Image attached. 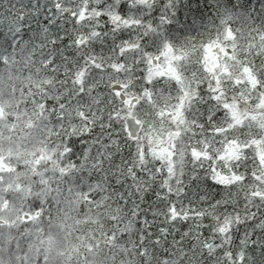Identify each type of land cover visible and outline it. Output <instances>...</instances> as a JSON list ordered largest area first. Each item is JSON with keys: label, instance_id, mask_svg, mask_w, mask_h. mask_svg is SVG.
Segmentation results:
<instances>
[{"label": "snow or ice", "instance_id": "6c2138e0", "mask_svg": "<svg viewBox=\"0 0 264 264\" xmlns=\"http://www.w3.org/2000/svg\"><path fill=\"white\" fill-rule=\"evenodd\" d=\"M0 69V264H264V0H0Z\"/></svg>", "mask_w": 264, "mask_h": 264}, {"label": "rangeland", "instance_id": "374dc122", "mask_svg": "<svg viewBox=\"0 0 264 264\" xmlns=\"http://www.w3.org/2000/svg\"><path fill=\"white\" fill-rule=\"evenodd\" d=\"M3 72H4V70L3 69H0V79H2L3 80ZM21 152H23V148L21 149ZM23 162L21 161V164H22ZM2 235H3V233H0V237H1V239H2ZM10 239H11V237H10ZM13 243H14V241H12Z\"/></svg>", "mask_w": 264, "mask_h": 264}]
</instances>
